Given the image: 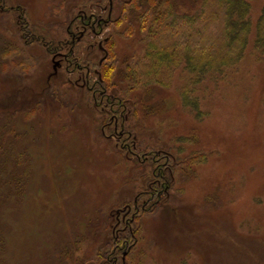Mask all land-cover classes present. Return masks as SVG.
Returning a JSON list of instances; mask_svg holds the SVG:
<instances>
[{
	"label": "rangeland",
	"instance_id": "obj_1",
	"mask_svg": "<svg viewBox=\"0 0 264 264\" xmlns=\"http://www.w3.org/2000/svg\"><path fill=\"white\" fill-rule=\"evenodd\" d=\"M202 1L173 0L182 13ZM93 3L0 0V264H264V54L255 47L264 0L251 1L245 57L194 87L196 109L183 102L180 69L125 94L138 28L104 32L119 60L114 85L100 69L112 103L95 107L65 69L51 76L42 43L69 38L71 19ZM91 54H104L98 39L80 47L82 61ZM117 114L148 161L117 141ZM161 151L170 158L153 161ZM156 178L168 187L158 200L144 193Z\"/></svg>",
	"mask_w": 264,
	"mask_h": 264
},
{
	"label": "trees",
	"instance_id": "obj_2",
	"mask_svg": "<svg viewBox=\"0 0 264 264\" xmlns=\"http://www.w3.org/2000/svg\"><path fill=\"white\" fill-rule=\"evenodd\" d=\"M143 1L121 0L112 24L125 36L140 29L141 52L133 54L121 78L126 83L125 94L144 85L165 84L180 69L186 73V84L181 88L183 102L198 108L192 97L194 87L209 77H223L226 69L245 57L252 30V0H203L193 13L178 11L173 0H145L146 6ZM136 10L138 24L129 18ZM255 47L264 54V7L256 22ZM115 48L112 38L108 58L100 66L112 85L119 68ZM110 245L112 248L113 243Z\"/></svg>",
	"mask_w": 264,
	"mask_h": 264
},
{
	"label": "flooded vegetation",
	"instance_id": "obj_3",
	"mask_svg": "<svg viewBox=\"0 0 264 264\" xmlns=\"http://www.w3.org/2000/svg\"><path fill=\"white\" fill-rule=\"evenodd\" d=\"M94 2L92 7L88 10L82 9L79 14H77L73 19L70 21V26L67 28V32L69 34V38H65L64 40H58L56 44H49V46H46L42 43V45L45 48H48V51L52 53V73L51 76H56L57 73H60V70H67V73L72 75H77L76 81L83 80V82H79L83 88H86L88 91H91L94 95V98H96V102H94L95 107H98V99L106 100L108 103H112L111 95L108 94V90H106V85L104 84L103 76L100 72V66L104 63V61L108 58L109 55V48L107 44L112 39L111 35H105L104 32L106 29L110 28L112 30L113 27H115L114 22L117 19L116 16H114L115 11L119 8V3L121 0H107L108 5L105 7L104 11L102 10V7H97L95 5H100L103 0H89ZM107 12V14L104 16L103 13ZM79 21L82 25V29L78 30L77 32L74 31L71 27L74 26L76 21ZM79 24H76L75 26H78ZM72 29V30H71ZM91 35L92 39L88 40V36ZM44 37H42L43 40ZM98 39V48L100 51L104 54H102L101 58L95 59V57L88 58L87 60L82 61V59L79 58L80 56V47H83L84 45L88 49L91 48L93 50L95 43ZM90 43V44H89ZM83 72V74H82ZM80 73V74H78ZM98 75L97 78H94V75ZM60 75V74H59ZM98 98V99H97ZM104 109V108H103ZM118 114L112 118V122L114 123V126L118 130V128L121 126V136L118 135L119 138H117V141L120 142V140L123 141L124 145L122 146L125 148L129 153L137 157L141 161H148L145 160L147 156H142L138 152V146L135 142V140H129L125 137L126 130L124 124H119V118ZM111 122L107 124L110 125ZM102 125H105L102 127L104 130L106 128V124L103 123ZM130 136V132L127 133ZM128 136V135H127ZM110 137V136H109ZM111 137H114L112 135ZM132 143V144H131ZM154 156L153 161H158V157H169L168 154H164V152H152ZM156 155V156H155ZM170 158V157H169ZM167 168V167H164ZM157 180V181H156ZM152 182V181H151ZM150 187L148 190H146L144 193H150V196H156L157 200L160 199L165 193L168 191V187L165 184L164 181H161V179L156 178L152 183H150ZM150 201V199H146L145 201ZM129 208H127L128 211ZM129 213H131V210H129ZM126 219V215H124L123 220ZM122 223L119 219V224ZM119 247V246H118ZM111 264H116L115 260H110Z\"/></svg>",
	"mask_w": 264,
	"mask_h": 264
},
{
	"label": "water",
	"instance_id": "obj_4",
	"mask_svg": "<svg viewBox=\"0 0 264 264\" xmlns=\"http://www.w3.org/2000/svg\"><path fill=\"white\" fill-rule=\"evenodd\" d=\"M124 255H126V253Z\"/></svg>",
	"mask_w": 264,
	"mask_h": 264
}]
</instances>
